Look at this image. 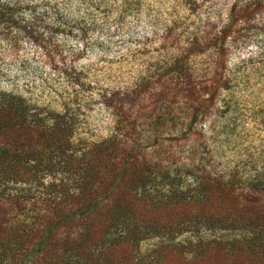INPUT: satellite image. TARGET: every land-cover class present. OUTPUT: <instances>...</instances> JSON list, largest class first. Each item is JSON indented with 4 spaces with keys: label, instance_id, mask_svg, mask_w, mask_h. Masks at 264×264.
Listing matches in <instances>:
<instances>
[{
    "label": "rangeland",
    "instance_id": "374dc122",
    "mask_svg": "<svg viewBox=\"0 0 264 264\" xmlns=\"http://www.w3.org/2000/svg\"><path fill=\"white\" fill-rule=\"evenodd\" d=\"M1 3L0 92L79 150L118 135L158 173L166 205L140 206L128 262L264 264V0ZM56 169L47 184L71 180Z\"/></svg>",
    "mask_w": 264,
    "mask_h": 264
},
{
    "label": "trees",
    "instance_id": "16d2710c",
    "mask_svg": "<svg viewBox=\"0 0 264 264\" xmlns=\"http://www.w3.org/2000/svg\"><path fill=\"white\" fill-rule=\"evenodd\" d=\"M15 17L0 0V23ZM46 119L23 97L0 92V264H102L111 254L128 262L127 247L148 227L140 206L166 205L157 171L118 135L79 150L62 124ZM56 168L71 177L63 186L46 183ZM137 169L144 176L134 177ZM39 184L45 195H36Z\"/></svg>",
    "mask_w": 264,
    "mask_h": 264
}]
</instances>
